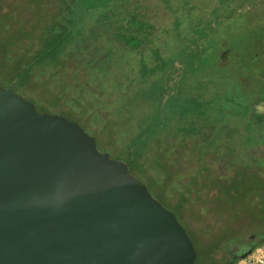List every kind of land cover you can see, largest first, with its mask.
Segmentation results:
<instances>
[{"label":"rangeland","instance_id":"1","mask_svg":"<svg viewBox=\"0 0 264 264\" xmlns=\"http://www.w3.org/2000/svg\"><path fill=\"white\" fill-rule=\"evenodd\" d=\"M10 6L14 11L6 21H0L5 29L21 25V20L23 25H37L44 35L53 27L67 25L74 34L72 45L84 42L93 46L90 61L106 52V56L94 58L95 64H91V86L84 92L85 98L80 97L78 88L73 89L68 83L64 90L59 65L41 66L43 63H39L41 68L37 70L42 74L33 78L39 80L33 82V90L27 93L19 90L39 109L76 120L89 133L95 135L91 129L94 124L103 127L114 119L116 116L111 109L118 108L122 124H129L124 133L127 138L141 118L153 112L163 98L166 107L163 115L170 116L177 109L190 111L191 118V110L198 107L196 109L203 112L200 116L208 118L205 123L217 127L219 137L223 130L233 132L230 142L233 144L240 142L242 136H250L249 128L255 126V118L246 115L249 106L250 109L252 106L251 114L264 112V99L256 101L264 97V4L258 0H4L3 8ZM96 30L101 36L93 38ZM118 30L122 40L112 36ZM38 39L36 43H42L40 37ZM62 57L58 56L55 62ZM19 58L23 56L19 54ZM2 61L0 57V73H3ZM11 70L14 67L4 73L9 74ZM69 71L83 70L72 66ZM129 72L135 81L131 92L125 91L122 83L120 87L116 85L117 78L121 81L122 75ZM0 82L4 84L1 79ZM104 90L112 92L114 98L108 99L106 92L99 95ZM144 91L151 95L148 103L139 99ZM98 147L125 160L124 155L113 152L109 146L98 142ZM244 149L234 155L235 161L240 157L246 159ZM258 151L264 158V142L258 146ZM213 166L222 172L232 167L217 157ZM261 170L264 173V167ZM132 172L140 177L137 168ZM140 178L157 198L176 212L188 229L176 208L163 199L160 189L153 187L146 177ZM247 189H251L250 185ZM251 194L252 191L244 204L254 200L256 196ZM231 200L229 204L240 203L236 197ZM239 213L249 232L231 234L223 243L224 248L232 247L231 252L235 254L246 252L253 238L260 245L264 243V207L253 216L247 207ZM223 255L222 250L215 253L218 259ZM196 264L202 263L198 259Z\"/></svg>","mask_w":264,"mask_h":264},{"label":"water","instance_id":"2","mask_svg":"<svg viewBox=\"0 0 264 264\" xmlns=\"http://www.w3.org/2000/svg\"><path fill=\"white\" fill-rule=\"evenodd\" d=\"M197 256L176 212L129 161L0 83V264H196Z\"/></svg>","mask_w":264,"mask_h":264},{"label":"trees","instance_id":"3","mask_svg":"<svg viewBox=\"0 0 264 264\" xmlns=\"http://www.w3.org/2000/svg\"><path fill=\"white\" fill-rule=\"evenodd\" d=\"M3 6L4 0H0V21H6V17L14 11V7L4 9ZM19 21L21 25H13L6 29L0 24V57L3 59V73H0V79L4 84L0 83L4 87L15 84L17 93L21 95L19 90L26 93L31 88L33 90V82L39 81L33 78H36L37 74H42L37 71L41 66L59 65L61 70L59 75L65 83L64 90L68 83L73 89L78 88L80 97L85 98L84 92L88 86L89 88L91 86L89 84V76L93 73L91 64H95L94 58L106 56V52H101L90 61L93 46L84 42L72 45L74 34L72 35L69 26L59 25L57 29L53 27L43 35L44 31L37 25H23L21 20ZM111 32L112 30L110 34ZM92 36L98 38L101 35L96 30ZM112 36L114 39L122 40L119 30ZM38 37L42 43H36ZM19 54L23 56L21 60ZM58 56L63 57L59 62H55L58 61ZM39 63L43 64L40 66ZM72 66L83 71L71 73L69 69ZM10 67H14V70L5 74L4 71ZM122 76L121 81L120 78L116 80L117 87L122 83L121 87L131 92L135 83L134 77L130 72ZM262 78L264 83V76ZM143 80L145 84L147 79ZM103 92H106L108 99L114 98L112 92L105 90L99 95H104ZM150 98L149 91H144L141 98L139 95L143 103H148ZM262 99L264 97L256 101ZM163 103L162 98L153 112L141 118L137 128L127 138L124 133L129 124L128 122L124 124L126 126L122 124V114L118 108L111 109L116 117L103 127L95 124V127H90L98 142L109 146L113 152L124 155L125 160L129 161L131 170L137 168L140 177L150 180L153 187L160 189L165 197L163 199L176 208L188 224L189 233L198 252L197 260L199 259L200 263L228 264L226 262L234 256L231 264H236L247 251L260 245V242H256L248 246L246 252L240 254L232 253V247H223L229 235L249 232V229H245V223L239 212L247 207L251 212L250 215L253 216L254 212L262 211L264 207V173L261 170L264 167L262 161L264 158L259 156L260 151H258V146L264 142V112L251 114L252 106L251 109L249 106L246 115L253 120L255 118L253 122L255 126L251 125L249 128V131H252L249 133L252 135L242 136L240 142L235 141L231 144L233 132L230 133L228 129L223 130V135L219 137L217 127L212 128L207 125L204 120L208 118L200 116L203 113L199 111L200 108L193 107L191 118L190 111L177 109L168 116L163 115L166 108ZM242 149L246 150V159L240 157L235 161L234 155L240 154ZM216 157L225 163L229 162V165H232L230 171L217 170L213 166ZM249 185L251 189H247ZM251 191L253 193L251 196L256 197L251 203L244 204L243 201L250 196ZM235 197L240 203L235 201L229 204L228 200L231 202ZM228 213L232 214L228 215ZM243 235L242 240L245 237ZM217 250H222L224 253L221 259L215 257Z\"/></svg>","mask_w":264,"mask_h":264},{"label":"built area","instance_id":"4","mask_svg":"<svg viewBox=\"0 0 264 264\" xmlns=\"http://www.w3.org/2000/svg\"><path fill=\"white\" fill-rule=\"evenodd\" d=\"M236 264H264V243L253 248L246 256L241 257Z\"/></svg>","mask_w":264,"mask_h":264},{"label":"flooded vegetation","instance_id":"5","mask_svg":"<svg viewBox=\"0 0 264 264\" xmlns=\"http://www.w3.org/2000/svg\"><path fill=\"white\" fill-rule=\"evenodd\" d=\"M258 3H260V4H264V0H258ZM223 57H224V55H223ZM256 242H257V241H256V238H253V239H252V243H250L249 247L252 246V245H253L254 243H256ZM233 257H234V256H232V257L228 260V262H226V263L231 264Z\"/></svg>","mask_w":264,"mask_h":264}]
</instances>
